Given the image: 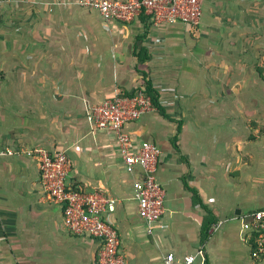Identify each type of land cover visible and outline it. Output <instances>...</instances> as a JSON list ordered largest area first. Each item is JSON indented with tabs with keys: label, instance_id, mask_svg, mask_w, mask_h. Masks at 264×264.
Wrapping results in <instances>:
<instances>
[{
	"label": "crops",
	"instance_id": "obj_1",
	"mask_svg": "<svg viewBox=\"0 0 264 264\" xmlns=\"http://www.w3.org/2000/svg\"><path fill=\"white\" fill-rule=\"evenodd\" d=\"M80 1L0 0V264H99L101 240L69 232L45 197L35 147L65 152L71 186L116 199L105 217L126 264H264L241 220L264 207V0H202L196 25L105 21ZM144 79L163 113L124 130L161 150L151 233L133 198L141 168L127 172L114 133L87 121Z\"/></svg>",
	"mask_w": 264,
	"mask_h": 264
},
{
	"label": "built area",
	"instance_id": "obj_2",
	"mask_svg": "<svg viewBox=\"0 0 264 264\" xmlns=\"http://www.w3.org/2000/svg\"><path fill=\"white\" fill-rule=\"evenodd\" d=\"M80 3L98 10L105 21L129 22L144 13L153 24L182 22L196 25L202 0H81ZM104 26L108 28L107 24ZM151 108L150 96L144 88H138L130 95L115 93L105 101L92 105L87 114V121L94 129L114 133L126 171L141 168V176L133 182V198L137 202L138 215L146 222L148 233L153 231L164 212L165 193L155 175L161 150L147 140L133 148L131 137L124 127ZM25 152L36 161L45 197L62 206L66 229L76 235L101 240L102 245L97 253L99 264H126L119 250L117 228L105 217L116 199L97 191L87 192L81 187L71 186L67 181L70 163L65 152L51 153L40 147ZM241 217L256 253H264V207L246 212ZM195 258L192 253L185 254L176 263L174 255L168 253L164 264H194Z\"/></svg>",
	"mask_w": 264,
	"mask_h": 264
},
{
	"label": "trees",
	"instance_id": "obj_3",
	"mask_svg": "<svg viewBox=\"0 0 264 264\" xmlns=\"http://www.w3.org/2000/svg\"><path fill=\"white\" fill-rule=\"evenodd\" d=\"M143 81H145V87H144V89H145V93L148 95V96H150V98H151V104L155 107V108H157L158 110H159V112H161V113H163V109H162V107L160 106V104H159V101H158V97H157V91L152 87V85H151V83L149 82V80H143ZM205 228V231L207 230V228H208V226H205L204 227Z\"/></svg>",
	"mask_w": 264,
	"mask_h": 264
},
{
	"label": "rangeland",
	"instance_id": "obj_4",
	"mask_svg": "<svg viewBox=\"0 0 264 264\" xmlns=\"http://www.w3.org/2000/svg\"><path fill=\"white\" fill-rule=\"evenodd\" d=\"M261 24H264V22H261ZM261 34H264V30H261ZM261 41H262V42H261V47H260V55H259L260 57H259V65H258V66H259L260 68H263V67H264V60L262 59V56L264 55V48H263V47H264V46H263V41H264V40H263V38H261ZM237 65H238V64H236L235 66L237 67ZM253 65H255V64H253ZM239 67H240V65H238V68H239ZM254 87H255V86H254Z\"/></svg>",
	"mask_w": 264,
	"mask_h": 264
}]
</instances>
